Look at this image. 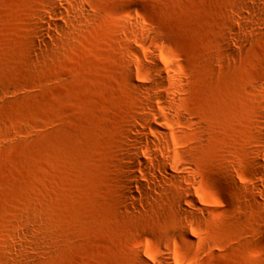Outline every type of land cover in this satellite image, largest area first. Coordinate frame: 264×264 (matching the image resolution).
<instances>
[{"label": "rangeland", "instance_id": "rangeland-1", "mask_svg": "<svg viewBox=\"0 0 264 264\" xmlns=\"http://www.w3.org/2000/svg\"><path fill=\"white\" fill-rule=\"evenodd\" d=\"M0 264H264V0H0Z\"/></svg>", "mask_w": 264, "mask_h": 264}, {"label": "bare ground", "instance_id": "bare-ground-1", "mask_svg": "<svg viewBox=\"0 0 264 264\" xmlns=\"http://www.w3.org/2000/svg\"><path fill=\"white\" fill-rule=\"evenodd\" d=\"M54 18L58 17V13L55 11H51ZM41 20V29H44V26L53 27V29L58 30L61 28L57 22L54 20L48 19L46 16H40ZM41 38L43 40L47 38H53L52 32H44V30L41 32ZM188 47H190L188 44H186ZM39 48V47H38ZM158 85L160 88H164L163 79L158 80ZM159 117V114L154 110L152 107L150 112L142 119H139L138 124L132 127V133H134L133 136L130 137L131 146L133 149L131 150L130 155V163L127 167V174H126V180H127V186L128 189H130L125 195L126 198L131 199V197L134 196V192H131L134 187L137 188L138 193H140V196L148 195L149 192L147 190L146 184L152 183L153 180L158 181L159 183L163 182H170L171 179L177 177L179 175V172L181 171V166L179 163L175 164V161L172 159H169L168 163L161 162V161H154L149 162L146 160V158L142 154V150L144 148H150L153 146H157L162 143L165 147H167V144L165 142H162V140H167L169 138V135L171 132H161L158 131L157 133L160 135V139H153L149 138L148 131L151 128V119H157ZM167 150V148L165 149ZM165 150H162L163 153H166L167 156L170 154L169 152H166ZM153 167L159 173H147L145 170L148 167ZM139 168L142 170L141 174H137V171L135 172V169ZM142 177V178H140Z\"/></svg>", "mask_w": 264, "mask_h": 264}]
</instances>
